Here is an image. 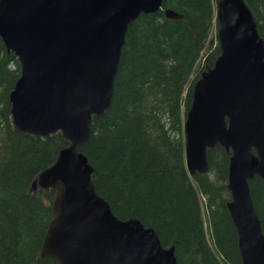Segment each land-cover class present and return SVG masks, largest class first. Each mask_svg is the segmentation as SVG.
Listing matches in <instances>:
<instances>
[{
  "label": "water",
  "instance_id": "1",
  "mask_svg": "<svg viewBox=\"0 0 264 264\" xmlns=\"http://www.w3.org/2000/svg\"><path fill=\"white\" fill-rule=\"evenodd\" d=\"M162 0H0V40L19 64L8 95L13 127L66 146L31 189L52 190L40 254L53 264H176L151 228L120 220L94 191L78 149L92 117L110 104L127 26ZM219 54L191 87L183 121L189 176L207 172L206 151L228 155L225 204L241 264H264V235L248 182L264 184V40L243 0H215ZM168 19L180 15L164 11Z\"/></svg>",
  "mask_w": 264,
  "mask_h": 264
},
{
  "label": "trees",
  "instance_id": "2",
  "mask_svg": "<svg viewBox=\"0 0 264 264\" xmlns=\"http://www.w3.org/2000/svg\"><path fill=\"white\" fill-rule=\"evenodd\" d=\"M214 2L163 0L127 26L108 110L92 117L78 149L111 213L151 228L176 264H241L225 208L228 155L207 150V172L192 176L184 161L191 87L219 54L210 36ZM243 2L264 40V0ZM18 77V61L0 40V264H53L40 248L54 193L31 185L67 143L58 132L39 138L13 127L8 95ZM248 189L264 235V184L254 177Z\"/></svg>",
  "mask_w": 264,
  "mask_h": 264
},
{
  "label": "rangeland",
  "instance_id": "3",
  "mask_svg": "<svg viewBox=\"0 0 264 264\" xmlns=\"http://www.w3.org/2000/svg\"><path fill=\"white\" fill-rule=\"evenodd\" d=\"M215 32H216V27H215V25L213 24L212 29H211V33H210V36L212 37V39H213V37L215 36Z\"/></svg>",
  "mask_w": 264,
  "mask_h": 264
},
{
  "label": "bare ground",
  "instance_id": "4",
  "mask_svg": "<svg viewBox=\"0 0 264 264\" xmlns=\"http://www.w3.org/2000/svg\"><path fill=\"white\" fill-rule=\"evenodd\" d=\"M163 1V0H162ZM162 4V3H161ZM160 9H161V6H160ZM171 11V10H170Z\"/></svg>",
  "mask_w": 264,
  "mask_h": 264
}]
</instances>
